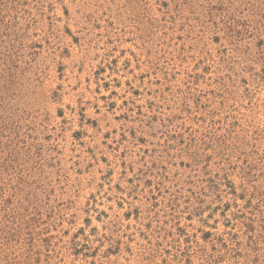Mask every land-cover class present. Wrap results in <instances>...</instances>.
<instances>
[{"label":"rangeland","instance_id":"obj_1","mask_svg":"<svg viewBox=\"0 0 264 264\" xmlns=\"http://www.w3.org/2000/svg\"><path fill=\"white\" fill-rule=\"evenodd\" d=\"M0 264H264V0H0Z\"/></svg>","mask_w":264,"mask_h":264}]
</instances>
